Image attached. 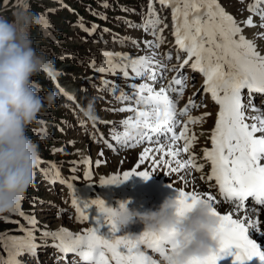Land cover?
<instances>
[{
  "label": "snow or ice",
  "instance_id": "6c2138e0",
  "mask_svg": "<svg viewBox=\"0 0 264 264\" xmlns=\"http://www.w3.org/2000/svg\"><path fill=\"white\" fill-rule=\"evenodd\" d=\"M61 2L62 0H57ZM162 6L172 8L173 35L177 45V59L180 60V53L184 58L177 75L169 81L168 85L161 86L157 91L152 85L143 83L133 85V93H121L118 97L124 100H134L136 105L143 103L149 106L150 110H140L131 106L121 108L120 111H134L135 118L128 117L121 121L122 132H114L113 139L123 141L128 147H135L145 141L159 145L155 151L165 153L171 160H165L163 156L159 159L150 157L153 152L151 148H145L140 154V163L135 169L123 173L122 179L119 176H112L102 179V185H118L133 175L143 178L145 181L151 178L149 171H139L145 161L151 159L152 168L164 166L168 168L169 174L188 169L190 166L196 171H201L203 164L195 163L196 157L191 153L195 136H188V124L201 122L204 117L210 115L205 113L201 117H189L182 126L179 134L175 131L180 123L179 118L187 116L189 111L198 107L193 99L185 105L184 109L177 112L175 101L170 98V93L183 95L186 86V77L183 74V67L189 65L193 70H198L205 77L204 91L210 93L212 99L219 105V112L215 127L211 131V148H205L204 158L210 162L211 170L207 177H201L207 181H215L219 193L224 197L221 203L231 205V212L226 215L220 214L217 207L213 206V214L218 217L219 223L216 228L215 238L218 241L217 249L206 257L195 259L192 264H217V261L226 255L233 257L232 264H264V247L256 240L250 238V234L264 237L259 219L260 211L256 207L248 208L244 216L233 218V214L245 208V202L251 198L254 205L264 206V110L257 108L251 103L255 94L264 95V55L256 50L252 40L243 35V29L234 17L228 14L220 6L218 0H159ZM243 2V0H241ZM264 0H255L248 5V10L259 17L260 27L264 28ZM27 6L25 5V8ZM153 9V0H149V20L145 24V31L152 25L154 41H145L149 48H159L162 36L155 31V25L159 23ZM41 23L47 35L48 22L44 16L40 17ZM243 24L248 27H255L253 18L250 15ZM83 28V25H81ZM96 26H93L94 31ZM89 31L88 29H84ZM107 31V29H105ZM91 34V32H90ZM259 35L264 36V33ZM105 61L98 69L100 73L122 71L125 78H129L128 67H131L135 77L146 78L152 81L163 79V72L155 70L146 71L149 63L160 64L155 59L156 54L151 57H130L119 53L103 52ZM119 57L120 64L113 62ZM66 59V57H60ZM171 60V53L166 56ZM94 64V60L92 61ZM167 69L166 65H160ZM104 85L114 82L102 81ZM246 90L248 103H243V96ZM61 92L68 95L61 88ZM69 99H73L70 95ZM248 109L256 112L254 116H247ZM248 120L252 122L249 123ZM143 128L145 131L139 136H131L133 129ZM171 133L169 136L168 134ZM163 136L169 141L166 146L161 143ZM134 142L128 144V140ZM183 140V148L173 147L177 141ZM71 143V142H70ZM112 147V145H108ZM181 152L188 153L186 161L177 159ZM103 155V153H101ZM175 161L176 167H173ZM39 157L38 165L41 163ZM99 164V161L96 162ZM86 178H91L90 171L85 173ZM168 187L173 189L170 181ZM178 207L176 215L179 218L191 209L192 205L199 200H207L212 205L216 198L211 194H201L195 191L177 192ZM75 203V201H74ZM95 205L99 212L104 213V224L109 226L107 237L100 234V227L85 230L83 234L72 235L66 231L42 233L44 238L52 237L53 247L61 253H74L81 259L82 264H157V261L139 250L141 244L159 253L163 258L175 248V239L178 230L175 228H161L159 230H145L139 236L127 234L118 235L119 228L113 221V215L109 208L105 207L102 199L83 201L82 207L87 214L82 213L84 219L89 220L87 209ZM255 214L256 219L252 218ZM24 215V213H20ZM7 219V218H5ZM30 225L35 224V219L25 216ZM25 232L24 237H10L0 235V244L9 253L8 259L0 257V264H19L14 257L23 254L25 251L35 254L40 246L36 244V237L33 229L21 228ZM234 249V251H232Z\"/></svg>",
  "mask_w": 264,
  "mask_h": 264
},
{
  "label": "rangeland",
  "instance_id": "374dc122",
  "mask_svg": "<svg viewBox=\"0 0 264 264\" xmlns=\"http://www.w3.org/2000/svg\"><path fill=\"white\" fill-rule=\"evenodd\" d=\"M18 3L19 0H0V14L10 15L11 11L14 10V7ZM116 4H120V7L124 6V8L133 7L129 9L127 15H121L120 11L123 8L118 11L113 9V6ZM139 6L143 9L148 8L149 10V0H62V3L57 2V0H29L27 4L26 8H30L31 11L38 14L39 17L44 16L48 22L49 27L47 28V35L45 34L46 30L42 23L35 29H32L30 34L35 41V47L38 50L42 49L47 52L48 57L55 62V67L59 70L60 74L55 79H49L43 73L33 77V80L40 87L41 95L46 93L49 89H52L57 92L58 99L55 106L47 108L39 114L37 122L28 129L27 134L37 144L39 157L42 161L35 170L34 183L17 210L12 214H6L0 217V235L24 237L25 232L21 231V228H32L33 235L36 237V244L40 245L36 249L34 255L25 251L23 254L14 257L18 259L19 264H82L81 259H77L70 254L66 256L62 254V257H57V255L50 257L48 254L49 250H52L56 254L59 253L56 252V247H53V238H44L42 233L45 231L55 233L63 230L72 235H76L83 234L85 230L91 228L93 226L91 222L93 218L102 216V213L99 212L98 209L94 210V206L92 205L87 211H92L94 213L91 215V212H88L89 220L84 219L81 214L87 213L84 208H79L82 206L83 201L90 202V200L97 198L106 199L107 197H113L108 199V203L112 208L118 207L120 202L131 201V203L128 204V207L131 209L145 211L148 205L155 204V208L152 209L154 210L158 209L162 203V201L154 202V200L160 198L158 192L165 190L171 181L173 189L171 188L170 191L175 192L181 189L186 192L195 191L201 194H211L216 198L213 206L222 204L221 196L214 180L206 183V179H201L202 176L206 178L209 173H201L199 176L200 181L206 186V190L202 188V185L198 184L200 181L196 180V177L192 175V171H196L194 168L190 167L188 170L182 169L180 172L169 174L168 168L164 166L153 169L151 159L145 161L139 169V171L150 172L151 178L147 181L139 176L133 175L130 179L118 185H102V179H108L114 175L122 179L124 172L135 169L140 163V154L145 148L153 149V152L149 153L150 157L159 159L163 156L165 160H171L172 158L165 153L156 152L155 149L159 145L147 141L137 144L135 147H128L123 141L118 142L112 138L108 139L107 147H109V144L112 145L114 143L119 151L109 152L107 150L105 151V149H103V151L101 147L104 148V144L93 141L92 133L89 131H83V133H81L78 123L74 121L78 119L77 116L80 115L78 110L72 104L70 105L71 108H69L68 102H66L67 100L62 98L61 88H77V85L81 83L79 80L81 78L83 80L87 78L89 67L84 65L83 62L86 61L87 63L90 58H92L90 65H92L93 68L99 61L102 62L105 60L102 54L103 52L107 51L112 53L114 51L113 48L117 46L115 36L109 38L105 41L106 43H104L100 41V39H102L99 37L100 33L85 41L84 29L93 28L94 25L98 28L103 24H107L106 29L117 30L119 33L118 35L121 33L124 34L127 30L135 37H143L146 41L155 40V37L151 34L152 25L148 26V31L144 30L140 34L135 27L127 28L124 25L129 19L135 21L139 19L137 16ZM229 10L234 12L236 16L235 20L243 24V21L240 20L241 13L231 7ZM147 12L145 14V21L149 20V13ZM154 13L155 16L152 18L157 17L159 20V23L155 25V31L162 36V42L159 48L154 49L145 45L140 49V53L149 55L150 57L155 53V57L160 59V61H162L161 59L163 58L166 64V61L169 62V60L166 59L167 54L171 53L172 59V56H176L178 51L173 37L172 8H166L163 11L158 9L155 10ZM246 15L250 16L249 14ZM104 16L116 22L115 24H117L119 28L115 27L111 21H102ZM120 20L123 21L119 22ZM101 21L103 22L102 25L100 24ZM81 25H83V28ZM243 27H245L244 24ZM98 29L91 31V34L97 32ZM249 32L251 34L254 31ZM255 33L257 35L259 34L257 32ZM88 36H91L90 32H88ZM253 38H255V35H252V39ZM261 39L254 42H256L259 49L258 51L262 54L264 43ZM94 46L96 48L95 51L92 50ZM62 56L66 57V59H60ZM93 60L94 64L92 63ZM156 67L160 66L156 64ZM196 75L197 73H193L192 71L190 74H184L187 78L186 80H188L186 82V86L190 89L188 92L194 95L195 99H201L202 106L204 107L202 110L206 109L209 111L210 108L214 109L215 105H212L210 99L208 100L206 98L207 95L204 94V85L201 83V79L195 78L197 77ZM91 95L93 96V94ZM118 97L117 95L113 97L114 100L111 104L103 101L101 105H98L96 97L93 96L98 115L103 119L102 122L104 124L112 122L110 126L112 134L115 131L123 129L120 122L125 120L128 114L126 113L128 111L115 110L117 109L116 103H118L120 99ZM170 97H173V100L176 102L173 93L170 94ZM196 100L198 103L199 99ZM119 103H124V99H120ZM125 103L136 105L135 101L130 102V100H125ZM260 104L264 105V102ZM138 108L140 109V106H138ZM61 116L68 118L70 121L67 122L64 127H60L59 124ZM208 122L210 128V123L212 124V119H210V117H208ZM40 133H44V135H40ZM137 136L138 135L132 137L137 138ZM160 138H163V136ZM133 142L134 141L130 139L128 144ZM161 143H163L167 149L169 141L162 140ZM180 143L181 140L177 141L173 147H179ZM179 148H181V146ZM101 153H103V155H101ZM191 153L196 157L195 162L197 165L203 164L204 166H209L208 161L203 157L204 153L197 149H193ZM181 156H183L186 161L189 154L181 152L178 157ZM97 161H99V164L96 163ZM172 166L176 167L175 161H173ZM87 171L91 173L90 179L85 176ZM170 191L168 189V192ZM84 194H86V196L82 198ZM162 198L163 197H161V199ZM108 203L105 202V204ZM226 205L230 207V209L226 210V213H230L231 205ZM21 212L24 213V215H20ZM103 215L105 217L104 213ZM25 216L34 218L35 224L30 225L28 220L25 219ZM233 216H237L236 213L233 214ZM99 221L101 224L102 222L100 219ZM90 222L91 224H89ZM102 225L104 230L100 229V234L107 237L110 235V233H108L109 226L104 223H102ZM143 231H145L143 224L133 223L126 229L120 231L118 235L127 234L130 236H139ZM262 231H264V227ZM252 236L259 240L256 235L252 234ZM139 247L140 251L144 252L152 259H156L158 264H163L162 257L159 253L150 251L147 246L143 244ZM36 252L40 253L39 258L41 260H37ZM46 255L50 258L47 259ZM8 256L9 253L5 251L4 246L0 244V257L7 260Z\"/></svg>",
  "mask_w": 264,
  "mask_h": 264
},
{
  "label": "clouds",
  "instance_id": "9594fccd",
  "mask_svg": "<svg viewBox=\"0 0 264 264\" xmlns=\"http://www.w3.org/2000/svg\"><path fill=\"white\" fill-rule=\"evenodd\" d=\"M40 24L39 15L30 8L0 14V217L14 213L34 183L39 150L27 134L28 129L58 99L52 89L41 95L33 80L41 73L49 79L60 74L47 52L35 47L30 32ZM80 111L91 124L100 119L94 100ZM139 134L140 129L131 132L132 136ZM129 203L107 207L120 231L133 223L143 224L145 230H178L175 248L162 258L163 264H192L217 249L215 232L219 220L207 200L196 201L183 218L176 215L177 197H166L155 210H134Z\"/></svg>",
  "mask_w": 264,
  "mask_h": 264
},
{
  "label": "bare ground",
  "instance_id": "6f19581e",
  "mask_svg": "<svg viewBox=\"0 0 264 264\" xmlns=\"http://www.w3.org/2000/svg\"><path fill=\"white\" fill-rule=\"evenodd\" d=\"M20 3H21V0H19V3L14 7V10L16 9V8H18L19 7V5H20ZM229 12L230 13H232L234 16H235V14H234V12H232L231 10H229ZM236 17V16H235ZM239 24H240V26L243 28V24H241L240 22H238ZM252 35H255V38H253L252 39V41H257V40H259V39H261V38H259V36L255 33V32H253V33H251V38H252ZM261 40H263V43H264V39H261ZM159 87H161V86H159ZM171 99H173V97H170ZM252 121L250 120L249 121V123H251ZM184 125V122H182V123H180L177 127L178 128H176L175 129V131L176 132H179L180 130H181V128H182V126ZM191 131H193V127L192 126H190V125H188V133H190ZM169 135V134H168ZM183 145H184V141L183 140H181V143H180V146H181V149L183 148ZM179 146V147H180ZM178 147V148H179ZM197 152V151H196ZM199 154V153H198ZM204 157V156H203ZM196 163V162H195ZM209 166H204L203 167V169H201V171H199V172H197V171H192V175L194 176V177H196V180H198V181H200V178H199V176H200V174L201 173H204V174H207V173H210V170H211V165L210 164H208ZM191 175V176H192ZM195 179V178H194ZM215 182V181H214ZM198 184H200V185H202V188H205L206 189V186L203 184V182L202 181H200V183L198 182ZM217 188H218V186H217ZM168 189H169V191L171 190V188L170 187H167L165 190H161V191H159L158 192V194H159V199L157 198L156 200H154V202H156V201H163L166 197H177V192L178 191H180L181 189H178L177 191H175V192H173V191H170V192H168ZM207 190V189H206ZM219 191V190H218ZM157 193V192H156ZM153 194V193H152ZM220 194V193H219ZM157 195V194H156ZM220 196H221V194H220ZM158 197V196H157ZM161 197H163L162 199H161ZM221 200L223 201L224 200V197L223 196H221ZM223 204V205H222ZM222 204H219L218 206H214V207H217V210L220 212V214H222V215H226V214H229V213H226V210L227 209H230V207L228 206V205H226L227 203H222ZM225 204V205H224ZM147 207V206H146ZM153 208H155V204H150V205H148V207H147V209L149 210V209H153ZM146 209V210H147ZM248 208H245V209H242L240 212H238V213H236V215L237 216H241V217H243L244 216V213H245V211L247 210ZM155 210V209H154ZM237 216H233V218L235 219ZM252 218L253 219H255L256 218V216H255V214H253L252 215ZM99 219H100V217H97V218H93V220H92V224H93V226L94 227H98L99 226V224H100V221H99ZM259 219L261 220V224H260V228H261V230H263V227H264V214L261 212L260 213V216H259ZM109 233V232H108ZM107 233V234H108ZM250 238L251 239H254V240H256L257 241V243H259L261 246H262V244H261V242L259 241V240H257V239H255V237L254 236H252V234H250ZM140 248V247H139ZM150 251H152V252H154L152 249H150V248H148ZM232 251H234V249L232 250ZM154 260H156V259H154ZM232 260H233V257L232 256H230V255H226V256H224V258H222V259H220V260H218L217 261V264H232ZM157 264H158V262H157ZM253 264H254V262H253Z\"/></svg>",
  "mask_w": 264,
  "mask_h": 264
},
{
  "label": "water",
  "instance_id": "95a60500",
  "mask_svg": "<svg viewBox=\"0 0 264 264\" xmlns=\"http://www.w3.org/2000/svg\"><path fill=\"white\" fill-rule=\"evenodd\" d=\"M28 1L29 0H22L18 8L24 7L28 3Z\"/></svg>",
  "mask_w": 264,
  "mask_h": 264
}]
</instances>
